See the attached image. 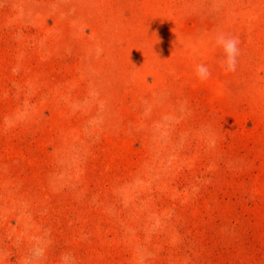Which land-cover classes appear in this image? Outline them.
Masks as SVG:
<instances>
[{"label": "rangeland", "instance_id": "1", "mask_svg": "<svg viewBox=\"0 0 264 264\" xmlns=\"http://www.w3.org/2000/svg\"><path fill=\"white\" fill-rule=\"evenodd\" d=\"M64 253L264 264V0H0V264Z\"/></svg>", "mask_w": 264, "mask_h": 264}, {"label": "clouds", "instance_id": "2", "mask_svg": "<svg viewBox=\"0 0 264 264\" xmlns=\"http://www.w3.org/2000/svg\"><path fill=\"white\" fill-rule=\"evenodd\" d=\"M215 44L223 51V59L220 66L225 72H234L238 66V58L240 55L237 37L220 33L215 38ZM212 73L206 64L196 65V77L199 81L205 82L211 77ZM61 264H75L74 257L71 253H64L61 256Z\"/></svg>", "mask_w": 264, "mask_h": 264}]
</instances>
